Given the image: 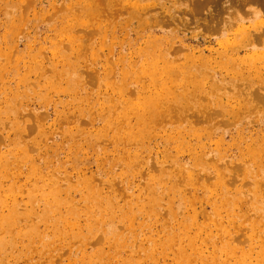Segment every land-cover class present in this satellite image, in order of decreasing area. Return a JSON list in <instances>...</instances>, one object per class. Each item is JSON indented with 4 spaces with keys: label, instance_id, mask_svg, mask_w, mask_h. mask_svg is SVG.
I'll return each instance as SVG.
<instances>
[{
    "label": "rangeland",
    "instance_id": "1",
    "mask_svg": "<svg viewBox=\"0 0 264 264\" xmlns=\"http://www.w3.org/2000/svg\"><path fill=\"white\" fill-rule=\"evenodd\" d=\"M116 1L0 0V123L5 120L4 114L13 108H17L18 115L25 110L23 118L16 115L5 126L0 125V183L9 189L7 195L10 198L20 201L26 199L27 194L35 188L49 189L51 181L68 188L82 180V183H77V188L68 193L72 196V210L76 212L77 221L83 227L89 220L83 214L85 208L81 195L86 194L88 184L100 187L102 196L114 198L117 206L128 211L139 210L144 198L158 196V211H150V215L147 213L148 218L143 215L138 218L139 224L147 222L151 227L147 233L149 235L143 236L144 228L141 225L136 230L141 235L140 240L145 239L141 241L143 248H150L147 238L152 236L161 241L162 264H175V252L178 250L195 257L197 260L193 264H217L212 261V256L215 252H218V256L219 252H223V238L229 234L235 235L238 228L248 229L258 221L255 209L250 212L247 209L248 201L254 198L255 186L251 188V180L239 176L233 181L238 188L217 186V175L210 170L213 166L220 165L218 168L230 173V164L234 163L251 164L254 171H257L258 164L251 161V155L248 159L244 158L249 150L246 149L247 143L243 138L248 141L250 136H258L260 141L251 147V154L264 151V102L254 101L255 97H251L252 94L264 96V48L247 53L248 55L240 54L247 62L253 60L260 66L259 71H251L250 66L254 62H246L245 75L238 72V65L231 63L225 54L229 46L237 47L234 45L239 44L236 43V38L240 34L241 24L251 33L257 30L253 27L254 15L250 13L256 7L249 5L237 8L228 6L233 0H218L222 10L232 13L228 16L232 26L227 32L220 34L213 28L211 32L206 31L202 26L204 23L187 12L189 0H149L153 4L156 2L151 15H166L165 19L160 17L159 27L165 26L164 20L172 17L190 20L189 25H167L164 31L154 34L158 37L178 36L172 43L177 42L173 47L179 52L164 55L165 59L169 58L170 63L167 65L163 63V57L159 56H151L144 62L151 50H155L158 55L162 49L152 45L149 50L143 40L131 42L137 38L133 27L139 21L137 18H129L133 0H118L120 7L124 4L129 7L128 13L109 15L107 12ZM212 11L213 7L209 6L204 10L205 16L208 17ZM263 13L262 11L260 14L264 17ZM238 17L243 21L240 25H236L234 21ZM122 19H126V22H120ZM120 23L124 26L123 29ZM75 30L86 33L83 38L78 39L83 42L81 46L77 42L71 43L75 38ZM150 30H144L146 35H149ZM226 38L230 39L229 43ZM73 46L76 48L71 49ZM16 53L23 57L20 67L15 65ZM24 61H30L33 66L38 67H28V70L22 68ZM52 62L59 63L58 70L67 74L55 75L48 67ZM150 62L153 67L151 76L144 79L140 74H135ZM72 64L80 66V71L70 70ZM158 64L175 70L167 84L170 90L163 92L168 95V101L164 106L159 104V112L167 107L179 110L182 98L186 96H201V100L193 98L191 103H185L191 110L189 115L196 113L193 103L201 104L208 109L205 113L216 112L215 120L195 122L193 117L187 116L185 122L176 118L163 123L154 121L152 134L141 140L138 146L141 160L136 162L137 167L131 163L127 166L125 159L129 156L116 152L119 149L116 142L112 143L110 138L105 139L102 135L99 138L97 135L100 126L108 120V114L115 116L119 113L111 110L105 103L106 93L110 89L104 83H99L97 77H103L110 71L115 72L111 82L114 99L117 97V79L122 83H129L133 92L136 87L148 84L151 94L161 95L163 93H160L155 71ZM41 67H44V71L40 70ZM127 71H132L134 76H123ZM26 75L30 78L29 83L19 82ZM80 75L83 83L75 84L74 92L68 80ZM91 76L95 77L94 85ZM51 79L57 80V85L50 89L48 84ZM18 85L23 92H17ZM238 92L242 93L238 95ZM124 98L129 102L127 93ZM15 121L26 125L31 123L33 128L26 135L19 136L21 126L10 124ZM81 124L87 125V128L80 132L81 128L78 126ZM119 125H124V121ZM206 130L210 134L204 133ZM69 132L73 134L70 135ZM193 133L201 137L198 138ZM108 135L112 136V131ZM179 137L180 140H176ZM169 140L172 146L167 143ZM250 142L251 140L248 143ZM202 144L205 145L204 149L198 147ZM26 146L28 151L24 149ZM134 146L133 143L132 148ZM73 147L77 149V154H71ZM195 148L199 149L194 152ZM165 154L168 155L164 157ZM113 159L120 162L104 174L103 171L107 170L105 164ZM172 159H178L187 166L194 165L195 168L191 170L195 174L194 178L185 180L184 183L182 179L187 178L175 173ZM219 160H224L225 163H218ZM84 161L86 162L83 163ZM154 161H164L162 166H156V170L170 171L172 179L169 182L174 185L161 186L153 193L144 192L145 181L154 169L153 163L149 166L147 162ZM261 161L264 162V155L261 156ZM72 162L79 164L73 165ZM141 162L146 165L141 167ZM78 173L81 175H77ZM261 173L264 184V170ZM133 174L134 183L125 182L128 190L123 185L116 186V190L123 189L125 194L114 193L113 184L119 180H130ZM258 192H264V185H260ZM237 196L240 197L239 203L233 201ZM256 203L253 202L254 207ZM173 204L176 207V217L171 219L167 211ZM228 204L236 207L235 213L227 212ZM92 207L94 208L89 207L88 210L99 212L106 206ZM218 213L222 215L219 216ZM166 220L170 221L167 225L164 224ZM182 224L189 225V229L184 231ZM167 230L174 234L171 248L165 243ZM261 231L263 230L258 234L264 236ZM89 239V234H85L84 238L77 237V240L71 239L70 249L73 252L79 251ZM190 241L200 253L193 252ZM90 242L85 248L88 252L95 248L92 239ZM23 243L18 240L20 249L23 248ZM261 252H264V239H258L249 252L224 254L223 259L226 264H264ZM34 257V263L38 264V257ZM67 263L68 259L64 264ZM7 264H13L12 259Z\"/></svg>",
    "mask_w": 264,
    "mask_h": 264
},
{
    "label": "bare ground",
    "instance_id": "2",
    "mask_svg": "<svg viewBox=\"0 0 264 264\" xmlns=\"http://www.w3.org/2000/svg\"><path fill=\"white\" fill-rule=\"evenodd\" d=\"M143 1L148 2L149 0H133L132 3V11L129 14V18L132 20L137 18L139 21H136L137 25L133 27V31L137 34V38L131 42L135 41L138 43L143 40V44H147L149 50L152 48V45L156 48L160 47L162 49L160 54L157 55L155 50H151L144 62H147L151 56H154L155 58H158L159 56L163 57V63L168 65V63H170L169 58L165 59L164 55L167 56V53L179 52L178 49H174L173 47V45L177 42L172 43L173 40H175L178 36L166 35V37H158L156 35L154 36V34L164 31V27L167 25H189L190 20L180 19V17H172L170 19L164 20L166 23L165 26L159 27L158 23L161 20L160 17L165 19L166 15H151L156 2H154V4L153 1L142 4L141 2ZM231 2L232 4L228 6L239 8L251 5L256 7L253 8L251 10L253 12L250 13L254 15L253 27L257 28V30L251 33L246 30L244 24L240 25L242 18L238 17L234 19V21H236V25H240V34L236 38V43L239 44L234 45L237 47L229 46V50L225 52L226 56L230 58L229 61L238 65V72L245 75L247 61L246 58L244 56L241 57L240 54L244 53L248 55L247 53L264 48V17L260 14L262 11L264 12V0H233ZM69 6L70 5H63V7ZM209 6L213 7V11L209 13L208 17H206L204 10ZM186 7L188 10L187 12H190V15L198 17L199 21L204 23L202 26L208 32H211V29L213 28L218 30L220 34H223L227 32L226 30H228L230 26H232V22L228 17L231 16L232 13L228 10L227 11L229 13L225 10H222L221 2L218 0H189L188 6ZM257 8H260L262 11L259 12ZM129 10V7L125 4L120 7L117 0L115 5L109 8V12L107 13L109 15H117L119 13H128ZM121 21L126 22V19H122L120 22ZM131 23H133V21H131ZM81 27H83V25ZM120 27L123 29L124 26L121 24ZM144 30H150L151 32L149 35H146ZM74 33L75 38L71 40V43L74 44L77 42L79 43V46H81L83 42H80L78 39L83 38L86 33L82 34L80 31L76 30ZM225 40L227 43L230 42L229 38H226ZM180 41H183V39H180ZM70 48L74 49L76 46ZM209 52H212V50ZM14 57L17 60L15 62L16 67H20V61L23 57L17 53L14 55ZM70 57H72V55H70ZM249 62H254L250 66L251 71L254 69L259 71L260 66L258 62L251 60L247 63ZM58 65L59 63L52 62L48 67L52 72L55 73V75H58L59 73H65L58 70ZM34 66L30 63V61H24L22 68H27L28 70V67L32 68ZM79 67L80 66H76V64H72L69 69L76 72L77 70L80 71ZM40 70L44 71V67H41ZM155 71L156 76L158 77L160 93L170 90L167 84L170 80V75H172L175 70L171 69L169 66L163 68V66L158 64ZM191 71L194 72L193 70ZM152 73L153 67L152 62H150L149 64L147 63L145 67L138 70L135 74H140L145 79L146 76H151ZM185 73L190 74L189 71H185ZM66 74L67 72L65 75ZM113 74H115V72L110 71L103 77L98 76L97 81L99 83H104L105 87L110 89L106 93V97L104 99L106 101L105 103L111 110L118 111L119 113L115 116L108 114V120L103 124L102 127L100 126L97 135L99 138H101V135L104 136L105 139L110 138L112 143L116 142V146L119 148L116 149V152L129 156L128 159H125L127 166H129L131 163L137 167L136 162L141 160L137 151L138 146L141 140L143 141L152 134L154 121L157 120L159 123H163L168 122L171 120V118H176V120L185 122L187 121V116L193 117V121L195 122H212L215 120L216 112L209 111L205 113V110L207 111L208 109H205V107L201 104L196 105L193 103L192 105L195 109L194 112L196 113L189 115V111L191 110L185 106V103H191L193 98L201 100V96H186L185 98H182V106L179 110H174L171 107H167V109L164 108L161 112H159V104L164 106L168 101V95L164 93L161 95H159V93L151 94V92H149L148 84H144L140 88L136 87L135 93L131 91V86L129 83H122L119 79H117L118 82H116L115 90L117 92V97L114 99L113 97L115 96V93L111 83L114 80ZM127 75L130 77L134 76L132 71L125 72V75L123 76ZM82 79L83 77L80 75L75 79L71 78L70 81L68 80V84L70 83V86H72L74 92L76 91L75 84H82ZM94 80L95 77L91 76V82L93 85L95 84ZM29 81L30 78L27 75L24 78L19 79V82L29 83ZM56 81L51 79L48 87L50 89L55 87L57 85ZM120 82L121 87H119ZM17 92H23L20 90L19 85L17 87ZM125 93H127L129 102H127L124 98ZM241 93L242 92H238V95ZM253 96L255 97L254 101L264 102V96L252 94L251 97ZM154 104L155 107L153 108ZM18 113L17 108H13L8 113H5V120H2L0 125L2 127L5 126L13 117L15 118ZM24 116L25 110L22 114L18 115L19 118H23ZM121 121H124V125H119ZM135 121L136 123H133ZM10 124L11 126H21L18 132L19 136L26 135L28 131L33 128L31 123L26 125L15 121ZM78 128H81V132L87 128V125L81 124L78 126ZM109 131H112V136L108 135ZM72 132L75 134L74 129ZM72 132H69V134L72 135ZM204 133H208V130H206ZM193 135H196L198 138L201 137V135L197 133H193ZM176 140L179 141L180 137ZM250 140L251 142L248 143ZM170 141L171 140L167 141V143L169 146H172ZM243 141L247 143L246 149L249 150V154H244V158L248 159L249 155H251V161L255 164H258L257 171H254L251 164L234 165V163L230 164L232 170L230 173H226L218 168L220 165H217L216 167L213 166L210 170L215 172L217 175V186L227 185L238 188L233 184V181L239 176H245L251 180V188L255 186L253 190L254 198L252 201H248L247 209L249 212L255 209V212L258 214V221L254 222L253 225L248 229L243 230L238 228L235 235L229 234L228 237L223 238V252H219V256L217 254L218 252H215L212 256V261H215L217 264H226L223 259L224 254L232 255L236 252H249L258 239H264V236H260V234H258L260 230H263L261 232L264 233V192L262 194L258 192L260 185H264L262 184L263 181L261 173L264 170V162L261 161V156L264 155V151L261 150L251 154V147L260 141L258 136H250L248 141H245L243 138ZM133 143L135 146L132 148ZM217 143H220V141ZM198 147L200 149H204L205 145L202 144V146L199 145ZM199 148H195L194 152ZM24 149L28 151V146L24 147ZM74 153H78L75 147H73L71 150V154ZM167 155L168 154H165L164 157ZM172 160L175 173L179 176H184L187 178L182 179L184 183H186L185 180L189 181V179L194 178L195 174L191 172V170L195 168L194 165L187 166L182 164L178 159ZM85 162L86 161L83 163ZM119 162L120 160L113 159L109 163L105 164L107 170H104L103 173L106 174L107 171H111ZM163 162L164 161H154L151 163L147 162L149 166L153 163L152 167H154V169L153 172L149 174V178H147L145 181L143 186L144 192L152 191L153 193L155 191L157 192L161 186L174 185L173 182H169V180L172 179V173L170 171L166 169L156 170V166H162L161 164ZM220 162L225 163L224 160H219L218 163ZM72 164L78 165L79 163L72 162ZM140 165L142 167L146 164L141 162ZM224 166L226 167L225 164ZM126 174L129 175V173ZM77 175L81 174L78 173ZM132 176L133 177H131L130 180H119L118 183H114L112 186L114 193L125 194L123 189L116 190V186L123 185L126 188L125 182L132 181V183H134L135 174ZM198 177L199 176H197V178ZM77 183H82V180ZM77 183L69 185L68 188H66L62 187L57 182L51 181L52 185H50L49 189L38 190L35 188L27 194L28 197L26 199L20 201H17L16 198H10L7 195V190L9 189H6L3 184L0 183V264H7V261H10V259H12L13 264H20L21 262L24 264H36L34 263L35 261H33L35 259L34 256L38 257V264H64L65 260L67 259V264H162L161 258L163 256L161 254V241L152 236H148L147 239L150 243V248L145 250L141 244V241L145 239L140 240L141 235L137 234L136 232L137 229H140L141 225V227L144 228L143 236L149 235L147 233L151 229L150 224L147 222L139 224L138 218L139 215H143L148 218L146 216L147 213L150 215V211H158V196L157 198H144L141 201V208H139V210L128 211L124 209V207H120V205L117 206V202L114 201V198L110 196H102L100 187H96L93 184H88L86 188V194L81 195V200L84 203L85 208L83 214L89 220V223L83 227L77 221L76 212L72 210V196L68 193L78 187ZM239 198L240 197L237 196L233 199V201L239 203ZM255 201L257 203L254 207L253 202ZM92 205L106 207L104 209L101 208V211L99 212H91L88 210V208H94ZM40 208L43 209L39 210ZM175 208L176 207L174 204L168 207L167 215L171 219L176 217ZM226 208H228L227 212L231 211L232 214L235 213V206L228 204ZM218 215L220 216L222 214L218 213ZM169 222V220H166L164 224L167 225ZM42 227L44 228L42 229ZM182 227L184 231L189 229V225L187 224H182ZM85 234L90 235V238L95 245L94 251L88 252L85 249L87 244L91 243V239H89V241L86 242V245H82L79 251L73 252L70 249L72 245L70 240H77V237L84 238ZM225 234L226 233L224 232V235ZM18 240L24 242L22 244V249H20L18 246ZM173 240V232L167 230L165 243L169 248H171ZM164 244H162V246H164ZM189 244L193 249V252H196L197 254L201 252L193 245L192 241H190ZM106 248H108V250ZM163 249L166 248L164 247ZM65 254L66 257L64 258ZM175 255V264H193L194 260H197L195 257L191 256L187 252H184L183 250H178V252H175ZM261 255L264 256V252H261Z\"/></svg>",
    "mask_w": 264,
    "mask_h": 264
}]
</instances>
